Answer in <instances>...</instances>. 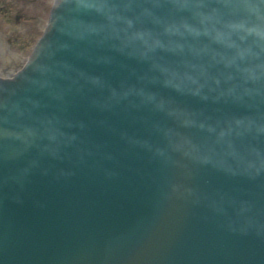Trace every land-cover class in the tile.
<instances>
[{"label": "water", "instance_id": "obj_1", "mask_svg": "<svg viewBox=\"0 0 264 264\" xmlns=\"http://www.w3.org/2000/svg\"><path fill=\"white\" fill-rule=\"evenodd\" d=\"M0 264H264V0H53L0 77Z\"/></svg>", "mask_w": 264, "mask_h": 264}, {"label": "rangeland", "instance_id": "obj_2", "mask_svg": "<svg viewBox=\"0 0 264 264\" xmlns=\"http://www.w3.org/2000/svg\"><path fill=\"white\" fill-rule=\"evenodd\" d=\"M5 2L6 10L0 9V46L2 39L7 38L13 44L12 51L26 56L45 22L48 2L46 3V0Z\"/></svg>", "mask_w": 264, "mask_h": 264}]
</instances>
